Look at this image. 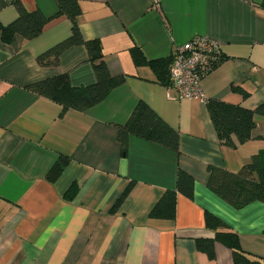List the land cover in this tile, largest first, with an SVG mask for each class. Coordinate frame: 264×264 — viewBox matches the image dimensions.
<instances>
[{
    "label": "crops",
    "instance_id": "0c3cea01",
    "mask_svg": "<svg viewBox=\"0 0 264 264\" xmlns=\"http://www.w3.org/2000/svg\"><path fill=\"white\" fill-rule=\"evenodd\" d=\"M14 0H0V23L17 15ZM84 39H99L104 61L124 83L99 103L69 109L26 86L67 73L72 85L94 81L83 45L65 50L57 66L36 57L70 33L65 16L49 21L32 39L0 38V264H233L232 253L215 243V258L196 239L213 237L205 212L237 233L243 251L264 258V203L236 209L207 188V165L237 171L264 150V138L224 145L206 101L218 99L254 109L264 102V0H79ZM27 9L56 11L53 0H21ZM196 35L216 41L221 60L202 78L203 99H180L148 62L166 59ZM248 92L246 97L231 86ZM138 101L147 103L179 132V151L130 135L121 153L117 125L126 123ZM264 135V115L255 116ZM59 155L70 162L54 182L45 175ZM195 180L192 199L179 194L174 219L149 212L177 169ZM132 182L128 194L117 198ZM76 184L72 199L67 189Z\"/></svg>",
    "mask_w": 264,
    "mask_h": 264
},
{
    "label": "trees",
    "instance_id": "16d2710c",
    "mask_svg": "<svg viewBox=\"0 0 264 264\" xmlns=\"http://www.w3.org/2000/svg\"><path fill=\"white\" fill-rule=\"evenodd\" d=\"M53 1L56 11L54 14L46 16L39 7L27 9L21 0H14L13 4L17 15L7 24L0 23V38L5 44L11 43L16 34L24 39H32L39 35L52 19L61 16L69 19L71 23L69 35L37 55L36 60L41 66H57L60 55L65 50L72 46L83 45L87 50L88 60L92 64L94 81L87 85L75 86L70 83L67 73H59L26 86L30 91L59 103L62 107L60 112L62 115L69 109L83 111L99 103L110 90L124 83L126 76L110 74L104 61L100 40L96 38L84 39L82 36L77 20L82 13L80 1ZM131 53L135 64L148 62L157 77L164 83L168 82L171 56L166 59L145 60L138 48H133ZM231 89L241 93L243 97L248 95V92L239 86L232 85ZM206 106L217 136L224 145H235L232 136L240 144L250 139L264 138V135L256 132L255 122L256 115H264V102L254 109H249L239 104L208 99ZM116 128L117 140L120 143L121 153L124 155L127 152V139L130 135L160 144L176 152L179 151V132L166 123L144 101H138L129 120L124 124L117 125ZM69 162L68 156L59 155L47 171L45 179L48 182H54ZM206 169L208 173L207 188L234 208L240 209L253 201L264 203V150L254 154L249 162L243 164L237 171H230L214 164L207 165ZM194 183V177L190 173L178 168L175 187L166 188L163 191L151 208L149 216L174 219L177 196L181 194L192 199ZM132 185L133 183L130 182L126 186L117 198L114 207L121 203ZM75 192L76 184L72 183L64 194V198L72 199ZM204 221L205 226L212 230L214 235L213 237L197 238L196 246L209 259L215 258V243L219 242L231 250L233 264H264V258L251 255L241 249L237 233L230 230L220 218L210 212H205Z\"/></svg>",
    "mask_w": 264,
    "mask_h": 264
},
{
    "label": "built area",
    "instance_id": "2783aa9c",
    "mask_svg": "<svg viewBox=\"0 0 264 264\" xmlns=\"http://www.w3.org/2000/svg\"><path fill=\"white\" fill-rule=\"evenodd\" d=\"M169 64L170 82L180 99H203L201 80L221 58L219 45L196 35L176 48Z\"/></svg>",
    "mask_w": 264,
    "mask_h": 264
}]
</instances>
